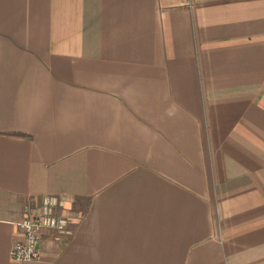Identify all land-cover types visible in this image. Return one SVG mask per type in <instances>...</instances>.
<instances>
[{
  "label": "crops",
  "instance_id": "0c3cea01",
  "mask_svg": "<svg viewBox=\"0 0 264 264\" xmlns=\"http://www.w3.org/2000/svg\"><path fill=\"white\" fill-rule=\"evenodd\" d=\"M0 264H264V0H0Z\"/></svg>",
  "mask_w": 264,
  "mask_h": 264
},
{
  "label": "built area",
  "instance_id": "2783aa9c",
  "mask_svg": "<svg viewBox=\"0 0 264 264\" xmlns=\"http://www.w3.org/2000/svg\"><path fill=\"white\" fill-rule=\"evenodd\" d=\"M72 218L67 211V201L58 194H46L36 212L26 214L17 223L21 238L12 247L11 256L15 261H36L42 255V235L46 230L53 231L55 238L73 232Z\"/></svg>",
  "mask_w": 264,
  "mask_h": 264
}]
</instances>
